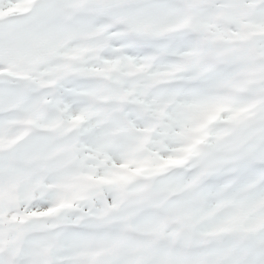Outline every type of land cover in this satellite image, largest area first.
Segmentation results:
<instances>
[{
	"label": "snow or ice",
	"instance_id": "1",
	"mask_svg": "<svg viewBox=\"0 0 264 264\" xmlns=\"http://www.w3.org/2000/svg\"><path fill=\"white\" fill-rule=\"evenodd\" d=\"M0 264H264V0H0Z\"/></svg>",
	"mask_w": 264,
	"mask_h": 264
}]
</instances>
